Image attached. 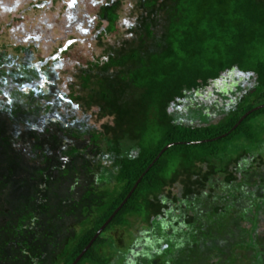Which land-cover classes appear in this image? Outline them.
Returning a JSON list of instances; mask_svg holds the SVG:
<instances>
[{
    "label": "trees",
    "instance_id": "16d2710c",
    "mask_svg": "<svg viewBox=\"0 0 264 264\" xmlns=\"http://www.w3.org/2000/svg\"><path fill=\"white\" fill-rule=\"evenodd\" d=\"M95 14L99 55L66 91L42 79L48 64L0 58L24 79L7 99L17 117L66 128L60 156L18 135L20 163L0 170V264H72L109 219L76 264H178L188 245L196 264H264V0H105ZM225 74L243 79L199 104Z\"/></svg>",
    "mask_w": 264,
    "mask_h": 264
},
{
    "label": "rangeland",
    "instance_id": "374dc122",
    "mask_svg": "<svg viewBox=\"0 0 264 264\" xmlns=\"http://www.w3.org/2000/svg\"><path fill=\"white\" fill-rule=\"evenodd\" d=\"M104 1L0 0V58L3 57V53H6L7 56H11L14 63L27 62V67L29 65L32 70H39V66L48 64L44 67L47 72L41 71L42 79L46 78L52 87L55 85V81L57 82L59 79L61 89L66 91V84L69 79L67 72L71 71L75 64L86 63L99 55V51L93 45L95 35L98 32L95 13L98 6ZM124 23L125 20L122 18L118 23L117 32L124 29ZM117 32L115 31L110 36ZM21 46L27 47V50L19 51V56L16 58L17 52L15 49ZM54 60L56 62L52 64ZM4 63V67L0 66V170L20 163L22 155H24V147L19 144L14 145L18 135V137L23 135L26 139H29L28 142L31 141L30 149L33 148V137L38 136L37 138L39 140L41 138L43 143L45 140L47 141V145L43 146L41 144L47 157L60 156L61 153L63 154L59 146L61 144L60 138L66 136V128L54 124L51 122V118L47 125L43 124L40 119L36 118L34 113V116L26 114L25 119L22 116V118L17 117L14 111L19 107H24V105L19 104L17 99L12 101H7V99H10L12 90L23 92L25 86L19 85L24 79L18 73H12L11 66H7V62ZM8 73L14 75L11 76ZM235 75L237 79H235L234 74H225L222 80L214 83L202 94L197 95L196 99L199 100V104L205 102L211 104L214 101L223 102L221 95H230L229 89L243 79V77ZM7 80L8 82H6ZM39 82H42V80L40 79ZM39 82L36 81V83ZM31 85H34V83L30 82L26 86ZM188 103L193 105L190 100H188ZM3 107L6 108V112L2 109ZM211 116L217 118L215 115ZM87 124L93 125L94 123L90 120ZM58 146L60 154L55 153ZM76 150V148L67 146L65 155L71 156L77 152ZM210 203L214 204L216 201ZM202 207L206 208L204 205ZM5 213L6 211H2L0 208V216L1 214L6 215ZM262 223L259 228L260 232L264 230V220H262ZM111 234L118 244L122 245L126 242L125 233L122 229L117 228L111 231ZM202 234L205 238L210 236L203 231ZM179 238L178 235L170 237L173 241L178 240L175 247L182 244ZM212 239L207 240L210 247L219 246V244H225L226 242L222 238ZM187 249V257L181 259L179 263L196 264L204 261L198 257L200 256L198 251L196 252L198 249L190 245L187 246ZM238 264H248V258L240 260Z\"/></svg>",
    "mask_w": 264,
    "mask_h": 264
},
{
    "label": "water",
    "instance_id": "95a60500",
    "mask_svg": "<svg viewBox=\"0 0 264 264\" xmlns=\"http://www.w3.org/2000/svg\"><path fill=\"white\" fill-rule=\"evenodd\" d=\"M109 220L98 230V232L96 233V235L94 236V238L90 241V243L87 245V247L82 251V253L75 259V261L72 264H76L78 262V260L80 259V257L83 255L84 251L90 246V244L93 242V240L102 232V230L107 225V223L109 222Z\"/></svg>",
    "mask_w": 264,
    "mask_h": 264
}]
</instances>
